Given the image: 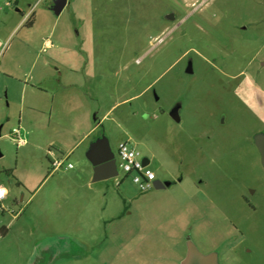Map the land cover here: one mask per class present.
<instances>
[{"label": "rangeland", "instance_id": "rangeland-1", "mask_svg": "<svg viewBox=\"0 0 264 264\" xmlns=\"http://www.w3.org/2000/svg\"><path fill=\"white\" fill-rule=\"evenodd\" d=\"M51 2L0 0V264H264V0ZM100 135L171 186L94 182Z\"/></svg>", "mask_w": 264, "mask_h": 264}, {"label": "water", "instance_id": "water-1", "mask_svg": "<svg viewBox=\"0 0 264 264\" xmlns=\"http://www.w3.org/2000/svg\"><path fill=\"white\" fill-rule=\"evenodd\" d=\"M68 0H52L50 9L56 14L60 15L61 12L68 8ZM166 18L170 21H175L176 16L174 13L167 14ZM189 71H191V63L189 64ZM178 109L176 106L171 113V116L178 120ZM253 141L259 151L261 157V163L264 168V132L255 133L253 135ZM1 157V153H0ZM86 157L93 165V181L99 182L102 180L116 178L119 174L117 169V162L115 154L111 150L109 139L106 135L98 136L87 148ZM143 162L146 166L150 165V160L143 157ZM171 186V182H164L161 179L154 181V188L161 189ZM187 256L183 260L182 264H219L218 255L216 252L203 254L199 249L190 241L187 242ZM32 264V263H31Z\"/></svg>", "mask_w": 264, "mask_h": 264}, {"label": "built area", "instance_id": "built-area-1", "mask_svg": "<svg viewBox=\"0 0 264 264\" xmlns=\"http://www.w3.org/2000/svg\"><path fill=\"white\" fill-rule=\"evenodd\" d=\"M6 5L9 6L11 4L6 3ZM49 46L50 43L47 42L45 44V50ZM12 135L13 138L17 140L18 145L23 146L27 144V140L22 135L20 129L15 128L12 132ZM48 153L49 156L52 158V166L54 167V169H59L62 167V165H64L63 158H56L53 150H49ZM115 158L118 165V172L122 170L127 175H133L134 183L137 184L138 188L142 192H147L153 188L154 181L156 180L155 173L148 168L149 165L146 166L144 164L141 153L128 140L122 141L120 143ZM67 166L72 167V163H69ZM7 195V190L3 187H0V202L5 200L7 198Z\"/></svg>", "mask_w": 264, "mask_h": 264}, {"label": "crops", "instance_id": "crops-1", "mask_svg": "<svg viewBox=\"0 0 264 264\" xmlns=\"http://www.w3.org/2000/svg\"><path fill=\"white\" fill-rule=\"evenodd\" d=\"M19 10V9H18ZM39 82V83H38ZM38 82H32V84H31V87H30V85H28V84H25L24 86H25V88H24V93H26V91H28V88L30 89L31 88V90H33L32 92H34L31 96H33V97H38V95H37V93H45V92H47V90L48 89H45V87H43V82H42V80H38ZM37 92V93H36ZM23 101H26V98H25V96H23ZM37 103L35 102V101H32L31 102V104H29V108H31V110H35V109H37ZM93 129L94 128H92V129H90V131L92 132L93 131ZM49 150H52L51 148H48V152H49ZM55 153V152H54ZM60 156H63V154L62 153H59V154H55V157L56 158H59ZM51 158V157H50ZM49 158V159H50ZM63 158V160H64V165H65V161L69 158V156H68V154L67 155H65L64 157H62ZM51 160V162H52V158L50 159ZM69 163H71V162H69ZM68 163V164H69ZM62 167H63V165H62ZM54 169V168H53ZM65 169H74V167H73V165H72V167H68L67 165L65 166ZM6 200V199H5ZM32 261H33V257H32V259L30 260L29 259V264H31L32 263Z\"/></svg>", "mask_w": 264, "mask_h": 264}, {"label": "trees", "instance_id": "trees-1", "mask_svg": "<svg viewBox=\"0 0 264 264\" xmlns=\"http://www.w3.org/2000/svg\"><path fill=\"white\" fill-rule=\"evenodd\" d=\"M32 22H30V25ZM8 233V228L5 226L0 227V237L5 236Z\"/></svg>", "mask_w": 264, "mask_h": 264}, {"label": "flooded vegetation", "instance_id": "flooded-vegetation-1", "mask_svg": "<svg viewBox=\"0 0 264 264\" xmlns=\"http://www.w3.org/2000/svg\"><path fill=\"white\" fill-rule=\"evenodd\" d=\"M244 200L246 201V202H248V199H246L245 197H244ZM187 253H188V250H187V252H186V256H187ZM185 256V257H186ZM40 264H49L48 262H47V260H43V262H39Z\"/></svg>", "mask_w": 264, "mask_h": 264}]
</instances>
